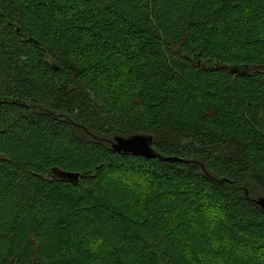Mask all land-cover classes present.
<instances>
[{
    "label": "trees",
    "instance_id": "obj_1",
    "mask_svg": "<svg viewBox=\"0 0 264 264\" xmlns=\"http://www.w3.org/2000/svg\"><path fill=\"white\" fill-rule=\"evenodd\" d=\"M260 196L264 0H0V264H264Z\"/></svg>",
    "mask_w": 264,
    "mask_h": 264
},
{
    "label": "water",
    "instance_id": "obj_2",
    "mask_svg": "<svg viewBox=\"0 0 264 264\" xmlns=\"http://www.w3.org/2000/svg\"><path fill=\"white\" fill-rule=\"evenodd\" d=\"M200 64V62H198ZM205 66V63H203ZM244 66H234L232 67V71L239 74L243 71ZM153 139L152 135L147 134H135L131 136H120L117 135L114 137L112 141V147L114 151L122 152V153H132L135 155L143 156L146 158H155L162 157V155L155 151L153 147ZM166 160H176L177 157H165ZM50 174L52 176L58 177L63 180H68L71 182H78L79 173L71 172L67 170L60 169L58 167H54L50 170ZM256 203L263 209L264 211V196H260L256 199Z\"/></svg>",
    "mask_w": 264,
    "mask_h": 264
}]
</instances>
